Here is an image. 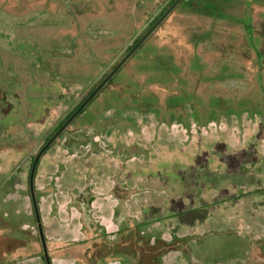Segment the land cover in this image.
<instances>
[{
  "label": "rangeland",
  "instance_id": "rangeland-1",
  "mask_svg": "<svg viewBox=\"0 0 264 264\" xmlns=\"http://www.w3.org/2000/svg\"><path fill=\"white\" fill-rule=\"evenodd\" d=\"M171 1L0 0V191L20 164L41 254L34 155ZM141 47L41 157L52 264H264V0H185Z\"/></svg>",
  "mask_w": 264,
  "mask_h": 264
},
{
  "label": "crops",
  "instance_id": "crops-1",
  "mask_svg": "<svg viewBox=\"0 0 264 264\" xmlns=\"http://www.w3.org/2000/svg\"><path fill=\"white\" fill-rule=\"evenodd\" d=\"M23 162L24 160L21 163ZM16 172H19L18 178L22 183L23 173L20 164L15 171L7 175L6 180L1 182L0 193L5 192L9 196H0L2 204L0 206V264H46L40 250L36 251L35 245H31V238L34 239V235L29 228L30 224H27L26 191L16 190L13 186ZM18 187L21 185L19 184Z\"/></svg>",
  "mask_w": 264,
  "mask_h": 264
},
{
  "label": "trees",
  "instance_id": "trees-1",
  "mask_svg": "<svg viewBox=\"0 0 264 264\" xmlns=\"http://www.w3.org/2000/svg\"><path fill=\"white\" fill-rule=\"evenodd\" d=\"M176 0H172L171 1V3H170V5L168 6V8L175 2ZM183 1H185V0H182L181 2H180V4L183 2ZM167 8V9H168ZM167 9H165V11L164 12H162L161 14H160V16L156 19V21H154V23L150 26V28L160 19V17L166 12V10ZM150 28H148L147 29V31L144 33V34H146L147 32H148V30L150 29ZM140 39H138V40H136V42L134 43V45L133 46H131V48L129 49V51L137 44V42L139 41ZM142 48V47H141ZM141 48L137 51V52H139L140 50H141ZM129 51L127 52V53H129ZM136 52V53H137ZM133 57V56H132ZM132 57L126 62V64L132 59ZM126 64H124V66L122 67V69L123 68H125V66H126ZM116 67V66H115ZM114 67V68H115ZM121 72L122 71H118L117 73H116V75L101 89V91L95 96V98L81 111V113L75 118V120L61 133V135L56 139V141L58 140V139H60V138H62L65 134H66V132L69 130V128L70 127H72V126H74V124L76 123V121H77V119L78 118H80L81 117V115H83L94 103H95V101L97 100V99H99L103 94H105L106 92H111V91H113L115 88H116V86L117 85H119L120 84V82H118L116 79L120 76V74H121ZM109 74V73H108ZM107 74V75H108ZM106 75V76H107ZM105 76V77H106ZM123 81V80H122ZM102 82V81H101ZM100 82V83H101ZM99 83V84H100ZM98 84V85H99ZM122 84V83H121ZM121 84H120V86H121ZM97 85V86H98ZM96 86V87H97ZM95 87V88H96ZM94 88V89H95ZM123 90L124 91H126L127 90V86L125 87V89L123 88ZM94 90H92V92H93ZM91 92V93H92ZM114 92H116V91H114ZM90 93V94H91ZM89 94V95H90ZM111 94H113V93H111ZM134 100H133V99ZM132 98H129V99H131V101H133V102H129V103H124L123 104V107L120 109V114L122 115V114H126V117H127V119H128V121H133V117L135 116V115H140L141 117H143V118H149V117H153V115H155V111L154 110H151L147 105H143L142 103L141 104H138L137 102H138V100L139 99H141L142 98V96H140V95H137V94H133L132 95ZM139 98V99H138ZM87 99V98H86ZM85 99V100H86ZM84 100V101H85ZM83 101V102H84ZM126 101H129V100H126ZM82 102V103H83ZM139 102H145V100L143 99V101H139ZM81 103V104H82ZM81 104L80 105H78L75 109H74V111H72L65 119H64V121H62L58 126H57V128L54 130V132L50 135V137L47 139V142L55 135V133H57V131H59V129L66 123V121L73 115V113L81 106ZM107 119H108V121L107 120H105V129L103 130V133L101 134V135H104V136H106V135H111L112 134V132H113V129L116 127L115 125H114V122H113V124L112 123H110V121H109V118L112 120L113 118L112 117H106ZM110 125H111V127H110ZM131 130H134V128L133 127H131ZM89 140H92V137H89ZM55 141V142H56ZM70 143L71 142H69L67 145L68 146H70ZM130 146H132L131 148H133V150H136V149H138L139 147H138V145H136V143H134L133 145L131 144ZM44 147V146H43ZM43 147H40V149H39V151H38V153L41 151V149L43 148ZM138 147V148H137ZM138 152H133L132 154H129V156H128V158H131V157H133V156H137V155H139V154H137ZM38 154H35L34 155V157H33V160H32V164H31V168H32V165H33V162H34V160H35V158H36V156H37ZM41 160V159H40ZM39 165H40V161H39V163H38V166H37V170H36V174H35V178H36V175H37V172H38V167H39ZM30 173H31V169H30ZM30 173H29V177H30ZM29 191H30V189H29ZM30 193V195H31V192H29ZM37 198V202H38V204H39V198L38 197H36ZM32 206H33V204H32ZM33 212H34V208H33ZM34 216H35V212H34ZM156 245H153V246H151V247H149V249L150 250H154V249H159V247L160 246H162V245H164V241H162L161 239H158L157 241H156ZM43 248V247H42ZM42 257H43V259L45 260V255H44V251H43V254H42ZM51 259V258H50ZM144 264H159L158 263V261H157V259H156V256L155 255H151L150 257H148L147 258V260L145 261V263Z\"/></svg>",
  "mask_w": 264,
  "mask_h": 264
},
{
  "label": "water",
  "instance_id": "water-1",
  "mask_svg": "<svg viewBox=\"0 0 264 264\" xmlns=\"http://www.w3.org/2000/svg\"><path fill=\"white\" fill-rule=\"evenodd\" d=\"M182 0H176L170 8L160 17V19L148 30V32L137 42V44L129 51V53L120 61L118 65L102 80V82L94 89V91L87 97V99L81 104V106L73 113V115L66 121V123L55 133V135L44 145L41 151L36 156L30 173V192L33 203L35 216L37 219L38 231L45 255L46 264H52V260L48 254L46 238L43 229V223L40 213L39 204L37 202L35 193V174L38 163L45 153V151L56 141L61 133L75 120V118L81 113V111L95 98V96L101 91V89L116 75V73L123 67V65L138 51L143 43L149 38V36L159 27V25L170 15V13L179 5Z\"/></svg>",
  "mask_w": 264,
  "mask_h": 264
}]
</instances>
